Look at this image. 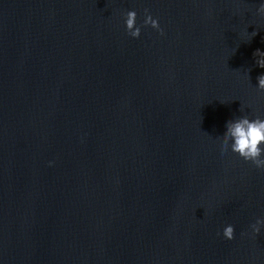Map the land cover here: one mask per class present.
Here are the masks:
<instances>
[{
	"label": "water",
	"instance_id": "obj_1",
	"mask_svg": "<svg viewBox=\"0 0 264 264\" xmlns=\"http://www.w3.org/2000/svg\"><path fill=\"white\" fill-rule=\"evenodd\" d=\"M257 7L0 0V264H264V170L220 150L264 115Z\"/></svg>",
	"mask_w": 264,
	"mask_h": 264
},
{
	"label": "clouds",
	"instance_id": "obj_2",
	"mask_svg": "<svg viewBox=\"0 0 264 264\" xmlns=\"http://www.w3.org/2000/svg\"><path fill=\"white\" fill-rule=\"evenodd\" d=\"M257 2L256 14L264 17V0H257ZM145 11L147 13V10ZM136 16L137 13L134 9L129 10L124 21L127 32L133 38H137L141 34L140 26L136 25ZM144 24H150L152 28L162 33L158 20L153 18L151 14H146ZM245 31L247 32V28ZM248 34V40H250L251 37L257 35V30ZM253 55L256 57V65L264 68V51L257 48ZM256 87L258 90L264 91V72L257 76ZM220 141L221 152L230 150L242 160L251 162L255 168L264 170V115H240L229 119L226 121L225 131L220 136ZM52 163L49 161V164ZM249 229L251 234H259L264 229V217H258L254 223L249 225ZM222 235L227 240L233 239L234 226L232 224L226 225Z\"/></svg>",
	"mask_w": 264,
	"mask_h": 264
}]
</instances>
